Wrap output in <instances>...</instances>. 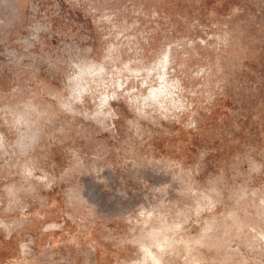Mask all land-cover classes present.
Segmentation results:
<instances>
[{
    "label": "rangeland",
    "instance_id": "obj_1",
    "mask_svg": "<svg viewBox=\"0 0 264 264\" xmlns=\"http://www.w3.org/2000/svg\"><path fill=\"white\" fill-rule=\"evenodd\" d=\"M0 264H264V0H0Z\"/></svg>",
    "mask_w": 264,
    "mask_h": 264
},
{
    "label": "clouds",
    "instance_id": "obj_2",
    "mask_svg": "<svg viewBox=\"0 0 264 264\" xmlns=\"http://www.w3.org/2000/svg\"><path fill=\"white\" fill-rule=\"evenodd\" d=\"M0 144H2V140H0Z\"/></svg>",
    "mask_w": 264,
    "mask_h": 264
}]
</instances>
